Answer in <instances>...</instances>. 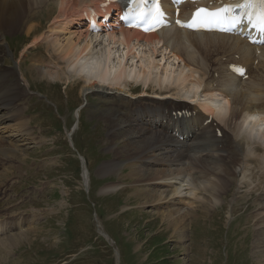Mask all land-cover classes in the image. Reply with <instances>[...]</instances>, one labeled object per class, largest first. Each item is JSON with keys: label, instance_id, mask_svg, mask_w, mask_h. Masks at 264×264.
<instances>
[{"label": "rangeland", "instance_id": "1", "mask_svg": "<svg viewBox=\"0 0 264 264\" xmlns=\"http://www.w3.org/2000/svg\"><path fill=\"white\" fill-rule=\"evenodd\" d=\"M50 2L55 1L49 0L48 3ZM45 8L46 6L39 11V14ZM56 16V13L51 15L49 22L52 23ZM27 18L22 23L8 22L10 25L8 28L0 29V64H8L18 69L20 73L27 74L30 84V87L25 86L24 91L21 92L24 95L21 100L23 106L17 109L18 111L15 109L14 112L8 113L20 119L18 124H12L14 121L7 120L6 112L0 116L1 119H6L0 122V136L6 139L11 136L18 140V144L10 145L9 149L2 150L0 155V222L14 219L16 223L21 224L20 229L14 227L11 229V235L0 237V264H192V262L193 264H256L250 253L254 232L252 219L255 209L257 210L254 199L249 203L240 201L243 210L232 213L230 218H227L226 205L218 211L219 213L213 211L204 213L197 208L195 216L192 220H188L190 221L187 226L188 236L180 243L172 241L171 228H167L162 223L160 219L162 216L156 213L153 206L132 207L137 204V200L130 197L129 193L137 187L134 186V180L138 174L137 169L141 168V162L135 161L137 150L134 151L132 146L139 144L144 136H149L151 130L138 139L137 136L128 139L142 126L138 127L129 117L125 116L122 119L121 113L128 112L129 107H123L119 113L114 112L116 110L109 104L107 94L126 101L137 100L130 98L129 89L138 86L141 76L130 78L129 81L128 78L113 80L90 75L92 84L83 91V87L87 85L83 78L87 75L78 76L73 71L70 75V70L65 68V65L56 63V58L58 60L60 54L55 48L57 53L54 51L50 53L48 50L50 47L46 45V41L49 40L51 46H59V48L65 46L67 30L59 29L56 23L55 27L47 32L45 25L34 22L37 20V12ZM45 21L46 19L43 24ZM27 24L33 26L30 31L35 27L43 26L42 32L46 31L45 35L49 37L38 38L34 42L30 40L26 46H23L27 38L35 39L40 36H36V33L27 35L30 32L26 31ZM81 30L85 32L84 29ZM19 38L21 44L16 46L14 42ZM67 38L79 42L74 36ZM55 39L58 42L52 41ZM14 48L16 51L13 50ZM26 48H31L28 56H26L28 53ZM35 51L44 54L47 59L52 56L55 60L50 65L57 70L46 69V72L39 75V67H37L33 69L32 75H29L30 58ZM113 51V58L123 55V67L128 63L129 67L139 68L142 63L150 62L151 59V54L144 60L135 55V57L130 56L128 49L121 47H115ZM157 62L153 60L154 64ZM177 65L179 66L176 64V67ZM166 67L172 68L171 59L167 60L163 67L160 65L164 71ZM151 68L156 71L159 67L151 63ZM192 68L201 72L199 65L193 64ZM1 69L7 72L9 70L6 67ZM163 70L159 75L155 74L156 81L153 80L154 78L150 81L141 77L143 84H140L139 90L141 91L148 81L150 92H154L155 89L160 92L167 87H160L157 84L160 82L158 78ZM260 70L262 68L259 72ZM35 74L37 77L34 78ZM255 76L257 74L253 73L249 80H253ZM23 77L25 78V75ZM189 78L195 80V77L189 76L186 81L193 83L194 80ZM160 83L169 85L174 82ZM258 83L264 84V80L261 78ZM175 84V93L182 92L178 88L179 84ZM165 90H168L167 96L175 95L173 87ZM189 96H192V93L188 96L183 94V97ZM83 99L85 105L81 108L80 103ZM203 99L204 96L202 101ZM0 107L3 109L4 106L0 105ZM22 115L27 120H31L29 126L27 121L20 118ZM116 116L118 120L114 122L113 118ZM225 118L229 117L225 116ZM232 118H237L240 124L241 119ZM130 121L134 127L123 126ZM235 124L233 123L232 127L235 128ZM120 125L123 127L118 130ZM5 126L9 127L3 129ZM27 126L29 135L18 132L21 127L27 128ZM228 130L231 132L230 129ZM118 132L120 133L116 135L115 133ZM228 135L224 130L222 139L225 147L240 144L237 139L233 141ZM233 136L235 137L234 134ZM237 137L240 138L239 135ZM242 138L245 140V134ZM126 142H130L131 145L128 147ZM0 143L5 145L2 139ZM81 155L88 170L87 179ZM231 161H226L222 157L218 159L224 167L231 166ZM124 165L128 168H122ZM259 168L257 165L253 169L254 176L262 173ZM236 171V180L242 181L243 173L238 168ZM254 180L251 184L256 189L258 185L254 184L256 183ZM115 183L120 187L118 188ZM240 185L237 182L236 188ZM108 186H111V190L105 191ZM229 187L233 189L231 185ZM156 189L165 188L156 186ZM240 190L244 189H238ZM253 195L255 196L256 193ZM189 197L196 199L195 196ZM228 197L229 195H226V199L230 198ZM182 198L178 200L179 204L171 207L190 206L187 198ZM99 229L104 236L99 234Z\"/></svg>", "mask_w": 264, "mask_h": 264}, {"label": "bare ground", "instance_id": "2", "mask_svg": "<svg viewBox=\"0 0 264 264\" xmlns=\"http://www.w3.org/2000/svg\"><path fill=\"white\" fill-rule=\"evenodd\" d=\"M54 1L59 3L60 12L56 17V22L53 21L51 25L53 23L64 24L63 22L67 17L76 15L77 13H82V11H84L88 5L96 2L97 0ZM48 2L49 0H0V29L8 28L10 26L9 23L13 24L15 22H25L28 19L27 16H33L40 7L44 6ZM27 25L26 31L29 32L33 26ZM42 27L43 26L35 27L27 35L36 33V36L43 35V38H45L46 31L42 32ZM41 33L44 34L41 35ZM162 34H172V32L166 31ZM186 36H190L193 38L192 43L196 46L198 51L201 52V45H205L206 39H204L203 36H195L191 33ZM38 37H36L35 39H37ZM67 37L72 36L70 35ZM67 37H65V46H61L60 52L57 51L60 55L58 56V60L56 58V63L60 64L61 62H63L67 68L69 67L70 75L73 72H75L78 76L87 75L83 78L84 80H86L85 82L87 84L83 87V91L85 88V90H87V87L90 88L92 84V78L90 75L97 76L102 79L113 80H120L123 78H128L130 80V78H138L140 76L145 78L146 80L154 78L153 80L156 81L157 79L155 78L157 74L154 76L152 75V70L154 68H151V61L148 62L145 60L146 63H142L139 68L129 67L128 63L125 64V67H123V55L114 56V61V58L112 56L114 55L113 44H119L123 49H135L136 45H151L152 48H148L150 53L153 54L157 51L163 52L158 49V42H156L151 36H146L145 42L141 43L140 41L143 36L139 32L124 30L121 28L118 33L114 31L112 33H107L106 35H90L86 31L83 32V30H80V32H78V35L74 37L76 38V40H79V42L73 41L71 38L68 39ZM80 37H82V39H80ZM174 38L175 37L173 36L170 38V40H173ZM56 40L57 39L52 41L56 43L58 42ZM214 41V39H211L209 44L206 43V48L212 50L214 48ZM175 43L177 46H181L185 50H187L188 59H192L191 61L194 60L193 53L191 51H188L187 47L182 45V43L177 39H175ZM170 52V59L173 66L172 68L166 67L165 71L163 70L164 72L160 74L158 80L162 83H178L180 86L178 88L182 90V93L185 96H188L192 93V96L183 98L198 100L199 98H197L196 96L198 94L200 84H197L196 82L199 79H203L204 77H209L211 70L210 65L203 66L199 64V69L201 70V72H198L197 70H194L195 68H192L193 63L184 62L182 57V50H178L176 51V53H174L170 48ZM147 56H149V53L146 56H142L141 59H147ZM261 57H264V47H262ZM49 59L53 60L52 56H50ZM44 60V58H41L38 61L40 64H42ZM178 60L180 61V64ZM175 62H178L176 64H179V66L177 65L176 67ZM263 63H261L259 66V69L261 67L262 71H258L256 73L257 76H255L253 80L249 79L251 78V73H254L253 71L255 70V68L249 66V83L247 81L242 82L246 87V90L242 93H240L239 91L238 81H236L234 78H231L226 72L225 68L219 67L214 69L220 71L219 78L222 81L221 92H231L237 94V96L235 97L236 99L230 102V106L232 105L235 107L231 112L229 109L228 100L222 98L228 103L225 104L221 103L217 99H208L206 97L214 95L215 87L207 82L204 84V99L202 101L203 104L201 105V107H203V109L205 108L204 110L206 111L211 110L212 112L216 113V116L218 117H223L222 119H220L222 121L221 128L223 129L220 138L215 137L212 131L211 133H208V131L205 130L198 134L196 138L192 139L190 141V145L183 144L180 145V147L182 146L180 149H174L168 144V142H172V139L170 137L160 136L162 134L161 131H158V133H154L151 136H144V134L148 130H151V128L149 127V122H140L139 124L142 127L138 126L140 128H138V130L135 129L136 134L131 135L128 138L131 139L132 136H137L138 139L139 136H144V139H142L139 144L132 146V149L134 151L137 150V153L135 154V161H138L139 163L141 162V164H147H140L141 168L137 169L138 174L136 175V180H134V186L137 187H134V189L130 192L131 194L129 193V195L130 197L132 196L134 199H136L137 204H139H135L132 207H139L141 205L153 206L154 210L156 209V213H159L162 216L160 218L162 220V223L165 224L167 228H171V237L173 239L172 241H177L180 243L184 238H186V236H188L187 226L190 222L188 220H192V217H194L197 213V208L199 209V211H202L204 213H206V211H213V213H216L220 209H223L224 205H226L227 218H230L232 213L243 210V206L240 201L244 200L246 203H249L254 199V203L257 204V210L255 209V213L252 219V227L254 229V232L250 244V253L255 259L256 264H264V97L261 96L263 89L260 85L262 84L258 83L261 78L264 80ZM37 67L39 66H36V68ZM46 67L47 68L39 67V69L42 72H46L51 68L48 65ZM21 75L24 76L25 74L21 72ZM5 76L11 81H5ZM189 76L195 77V80H192L193 83H191V85L187 87L186 81L188 80ZM13 80H15V82H12ZM16 80L17 79L13 76V70L9 69L8 72L4 69L0 70V105L4 106L3 109L6 110L7 114L15 111V109L12 110L13 105H18L17 103H15L18 100V93L16 94V92L17 90H19ZM25 80L27 81L26 77ZM131 80L136 81L134 79ZM160 82L158 83L160 84ZM251 91L253 93V101H255L252 106L248 103L245 104V102L243 101V98H245L244 95H246L247 93L250 94ZM129 104L130 103L128 101H122L121 106H128ZM22 106L20 105V107ZM139 107L141 108V110L137 109V111H143L145 115H149V112L145 111L144 105H140ZM1 109L2 107H0V110ZM17 109L19 110L18 107L16 108V110ZM225 110L226 112H222ZM114 112L119 113L117 111ZM2 114H0V116ZM225 116L229 118L238 117L239 119H241L240 124H238V119L233 118L236 121V129L231 131L233 132V134H245V140H243V138L241 137L238 140L240 142L238 146L228 145L225 147L224 144L222 147L220 145V139H222L224 135V130L229 134V131L227 129L228 125L231 124V122L233 123V120H226L229 118L224 119ZM124 117L125 115L122 116V118ZM12 118H14L16 123L18 124L19 119L15 118L11 114H8L6 116V119L11 120ZM20 118L24 121H27L28 126L31 123V120H27L25 117H23V115L20 116ZM113 119L114 122H116L118 120V117L116 116ZM106 120L108 119L106 118ZM192 121L193 119H186V122L190 123L189 126H192L194 124L192 123ZM28 126L27 128H20L21 131L24 132L22 135H29ZM123 126L132 127V123L130 121ZM123 126H118V130H120V128ZM25 129L28 132H26ZM119 133L120 132L115 134L118 135ZM231 136L228 135L229 138H232ZM4 143L9 144L6 141H4ZM126 145L129 147V145L131 144L130 142H126ZM5 148L6 146H3L0 143V155L2 154V150ZM232 156L233 161H231ZM143 157L151 159L143 160ZM220 157H222L226 161H231V166L224 167L222 164H220L218 162V159ZM167 164L170 166L166 167ZM257 165L261 168L263 175H261V172L260 175H258L259 173L255 176L253 175V169H255V166ZM162 166H164L165 169L162 168ZM111 167L113 168L115 166ZM124 167L128 168V166L126 165L122 166V168ZM237 168L243 173L242 181L236 180ZM260 168L258 170H260ZM85 177L86 179L89 177L87 168L85 169ZM253 180L257 183L254 184L256 186L258 185L256 189H254V185L251 184L253 183ZM259 180L262 182H258ZM237 182L241 184L240 186H238V188H236ZM115 184L118 188L120 187L119 184ZM229 185H231L233 189L229 187ZM156 186H163L165 189L158 190L156 189ZM229 188H231V192H229ZM238 189L244 190H240L242 191L240 192L238 191ZM104 190L110 191L111 186L106 187ZM254 193H256L255 196L253 195ZM226 195H229L230 198L228 197L229 199H226ZM189 196H195L196 199H192ZM181 197H183L182 199L187 198L190 206L186 208H184L183 206L171 207L172 205L179 204L180 202L178 200ZM168 207L171 208L168 209ZM162 208L166 210H159ZM13 221L14 220L9 221V223L12 225ZM13 224L16 225L17 223L15 222ZM7 226L9 227V225ZM5 228L7 229L6 226ZM3 230L5 229L2 225H0V233ZM4 235L8 234L5 233L3 235H0V237Z\"/></svg>", "mask_w": 264, "mask_h": 264}, {"label": "snow or ice", "instance_id": "3", "mask_svg": "<svg viewBox=\"0 0 264 264\" xmlns=\"http://www.w3.org/2000/svg\"><path fill=\"white\" fill-rule=\"evenodd\" d=\"M135 7V15L138 20L149 23V28H155L160 24L165 15L161 8L159 0H151L152 7L146 11L143 10L148 0H133ZM239 10V11H237ZM245 18L253 27L264 32V0H243L241 3L222 4L215 9L200 8L193 15L188 27L204 28L207 30L229 31L233 27L241 24ZM180 24V21H177ZM183 26V25H182Z\"/></svg>", "mask_w": 264, "mask_h": 264}]
</instances>
